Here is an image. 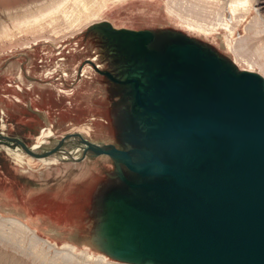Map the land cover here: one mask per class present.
<instances>
[{"label": "water", "instance_id": "95a60500", "mask_svg": "<svg viewBox=\"0 0 264 264\" xmlns=\"http://www.w3.org/2000/svg\"><path fill=\"white\" fill-rule=\"evenodd\" d=\"M177 16L185 26L168 38L102 20L6 51L38 48L41 75L21 66L1 81L0 215L72 243L85 264L97 260L80 250L111 264H264V75L230 47L237 23L191 28ZM105 21L130 51L128 76L115 48L64 67L73 38ZM214 35L222 51L200 40ZM97 77L110 89L97 86L93 106L84 91Z\"/></svg>", "mask_w": 264, "mask_h": 264}, {"label": "rangeland", "instance_id": "374dc122", "mask_svg": "<svg viewBox=\"0 0 264 264\" xmlns=\"http://www.w3.org/2000/svg\"><path fill=\"white\" fill-rule=\"evenodd\" d=\"M187 1L200 8H206V11H198L200 14L195 15L182 14L184 17L178 14L182 19H185V17L186 19L191 18L194 23L199 21L203 24H205L204 20H212L218 23H220L219 20H222L220 24L231 28L234 24H230V22L238 24L237 32L241 35V38L238 39L235 45H230V47L234 50L233 47L241 46V49L238 50L239 56L234 50L237 57H240V61L247 63L248 58L258 57L259 48L264 52V25L260 20L257 22L255 19L258 7L264 14V0ZM94 2L95 0H0V91L3 85L1 81L5 80L4 75L7 79L15 77L21 66L27 68V74L30 76L35 75L38 77L41 75L40 67L34 61V54L37 53L38 55V52H40L38 48L17 49L6 53L10 48H14L13 45H21L45 36L60 40L74 30L79 32L80 26L102 20H110L111 24L119 28H152L160 31L164 38L180 31L178 30V24H182V20L179 19L177 14H170L167 11V0H106L107 5L103 7L100 14H95L96 17L88 15L90 6ZM182 2L186 3V0H182ZM99 25L103 27H98ZM91 31H93L92 34H89ZM98 31L105 34V39L99 38L96 40L94 38ZM112 32L113 28L105 21L98 22L95 26L89 27L87 31L79 33L73 39H77L80 46L69 53L68 60L63 63V66L70 68L77 66V64L83 66L85 61L88 62L94 59L106 61L111 55L108 50L115 48L117 50L115 59H119L120 63L114 64L113 67H116L119 74L128 76L127 73L135 68L133 63L129 62L130 51L123 48V41L118 43L117 39L111 36ZM224 33L226 32L223 31ZM88 35L92 40L89 39ZM218 37L220 35L208 36V38H201L200 40L204 43L209 42V47L218 48L219 51H222L223 49L217 46L221 44ZM62 43L64 45V42ZM42 45H39L40 49L43 48ZM70 46L71 44H67L68 48ZM47 49L50 52L52 50L48 46ZM227 54L226 52L225 55ZM47 56H52V53H48ZM87 58L88 60H85ZM52 61L53 58L49 60V62ZM238 66L243 69L248 67L243 62L238 63ZM106 67H109V64ZM257 70L259 71L260 68L257 67ZM105 79L97 77L94 82L96 85L92 89L85 87L84 94H87V98L84 102H89L94 106L93 100H90V98L97 90V86L105 85L103 83ZM84 84L87 85L86 82ZM47 85L52 86V84L45 81H42L40 85L38 84L42 88ZM107 89H110V87L107 88L105 85L99 90L105 93ZM2 101L3 99H0V103ZM74 128L76 127L73 126L71 129ZM83 130L90 135V127L87 126ZM3 227L0 228V264H16L11 258L20 261L19 264H85L87 262L85 259L82 261L75 259V254L70 253L68 250L60 251L54 247L50 248L43 241L40 242L35 239L30 231H28L30 233L28 234L23 228L16 229L9 222H6ZM88 264L94 263L89 262Z\"/></svg>", "mask_w": 264, "mask_h": 264}, {"label": "bare ground", "instance_id": "6f19581e", "mask_svg": "<svg viewBox=\"0 0 264 264\" xmlns=\"http://www.w3.org/2000/svg\"><path fill=\"white\" fill-rule=\"evenodd\" d=\"M168 2H169V5H168L169 10L171 12L180 14L182 17H184L182 14L195 15V14H200L199 13L200 11H206V8H200L198 6H195V5L191 4V3H189L187 0H186V3H183L182 0H168ZM104 4H105V0H95V2L92 3V5L90 6V10H89V14L88 15L98 14L99 11H100V9L104 6ZM185 19H186V17H185ZM255 19H256L257 22L260 20V22H262V24L264 25V14L260 11L259 7H258V10H257V16L255 17ZM186 20L188 21V24H189V26L191 28H196L197 27L196 25H198L201 28H206L205 26H203V23L202 22L196 21L197 23H194L192 21L193 19H191V18H188ZM219 21H220V23H222L221 22L222 20H219ZM229 30H230V32H232V28L231 27H229ZM263 30H264V27H263ZM46 37H48V36H46ZM25 43H27V42H25ZM233 48H234V50L236 51V53L238 55L239 54V51L238 50L241 49V46L239 45V46H235ZM247 64L249 66H251L250 68H254L257 65L260 68V70L262 71L263 75H264V52H263V50H261L259 48L258 49V57L254 58V59L248 58ZM18 155H19V157L22 158V156L20 154H18ZM6 222L11 223L13 226L16 227V229L23 228V229L26 230L27 233H28V231H30L31 232V235H33V237L35 239L39 240L40 242L43 241L50 248L54 247V248H56L57 250H60V251L65 249V250H68L70 253H73L74 254L75 246L72 243L65 242L62 245H56L55 242L48 241V240L40 237L36 233V231L34 230V228L30 227L28 224H26L25 222H23L21 219H19L16 216H4V215H0V228H2L4 224L6 225ZM3 229H4V227H3ZM28 234H30V233H28ZM78 253L82 254L84 257H94L97 260L96 264H111V261L104 254H101L100 253V254H95L94 255V254L88 252L87 250H80ZM11 260L13 262H15L16 264H19L18 262H20L18 260L13 259V258H11ZM112 264H128V263H125V262L124 263H122V262H112Z\"/></svg>", "mask_w": 264, "mask_h": 264}]
</instances>
